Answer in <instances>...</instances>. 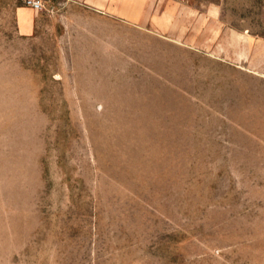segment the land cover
<instances>
[{
  "label": "rangeland",
  "instance_id": "obj_1",
  "mask_svg": "<svg viewBox=\"0 0 264 264\" xmlns=\"http://www.w3.org/2000/svg\"><path fill=\"white\" fill-rule=\"evenodd\" d=\"M35 1L0 0V264H264V0Z\"/></svg>",
  "mask_w": 264,
  "mask_h": 264
},
{
  "label": "crops",
  "instance_id": "obj_2",
  "mask_svg": "<svg viewBox=\"0 0 264 264\" xmlns=\"http://www.w3.org/2000/svg\"><path fill=\"white\" fill-rule=\"evenodd\" d=\"M24 8L26 7H21L20 9L24 10ZM18 26L20 31L24 34H32L35 30L34 20L22 13L19 14Z\"/></svg>",
  "mask_w": 264,
  "mask_h": 264
},
{
  "label": "built area",
  "instance_id": "obj_3",
  "mask_svg": "<svg viewBox=\"0 0 264 264\" xmlns=\"http://www.w3.org/2000/svg\"><path fill=\"white\" fill-rule=\"evenodd\" d=\"M29 3L32 4L35 7H39V2H37L35 0H29Z\"/></svg>",
  "mask_w": 264,
  "mask_h": 264
}]
</instances>
